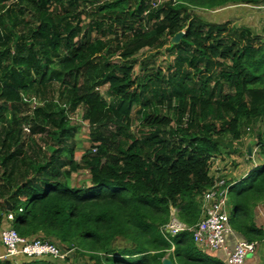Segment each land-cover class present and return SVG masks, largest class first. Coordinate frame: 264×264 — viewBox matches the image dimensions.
<instances>
[{"label": "trees", "instance_id": "obj_1", "mask_svg": "<svg viewBox=\"0 0 264 264\" xmlns=\"http://www.w3.org/2000/svg\"><path fill=\"white\" fill-rule=\"evenodd\" d=\"M232 6L264 0H0V238L11 227L88 264H225L166 226L173 210L188 227L201 221L211 160L231 154L221 142L264 121V27L198 13ZM144 49L173 60L163 70L140 61ZM79 109L90 184L71 187ZM256 137L264 160L261 129ZM229 198L233 229L264 245V163ZM6 254L0 264H65Z\"/></svg>", "mask_w": 264, "mask_h": 264}, {"label": "built area", "instance_id": "obj_2", "mask_svg": "<svg viewBox=\"0 0 264 264\" xmlns=\"http://www.w3.org/2000/svg\"><path fill=\"white\" fill-rule=\"evenodd\" d=\"M211 160V172L213 170ZM224 167L216 168L210 174L213 183L203 194L202 219L193 227L181 223L172 211L171 222L166 226V231L176 235L181 231L193 234L196 244L209 253H222L225 264H244L248 256L256 253L259 244L249 242L231 226L229 206V190L232 186L230 178L226 176ZM13 219V215L8 217ZM230 239L234 240V247L230 248ZM1 241L7 249L5 257L25 255L30 258L50 257L54 260L65 259L68 252H64L54 243L44 242L41 239L29 240L9 227L1 232ZM64 260V261H65Z\"/></svg>", "mask_w": 264, "mask_h": 264}, {"label": "rangeland", "instance_id": "obj_3", "mask_svg": "<svg viewBox=\"0 0 264 264\" xmlns=\"http://www.w3.org/2000/svg\"><path fill=\"white\" fill-rule=\"evenodd\" d=\"M165 1L167 0H162V2ZM198 13L201 14L207 21L220 23L224 21H231L235 27L248 26L256 32H261L264 27V7L232 6L214 11L198 10ZM137 57L140 59V61H147L148 63L152 58H155L157 60L158 66H160L163 70H166L168 68L169 63L173 60V55L166 53L165 50H162L160 53L156 54V51H152L151 49H144L137 55ZM142 67L143 64L138 65L136 67V71L139 72ZM101 91L103 96H105L109 100L107 87L102 88ZM83 115V109H79L73 116L74 123H79L82 125L81 129L76 135V138L74 139L76 143L77 152L75 161L80 164L82 168L72 175V178L70 179L71 183L69 182V186L71 187L75 185L87 186L90 184V174L82 163V155L90 148V139L88 137V121H85L83 119ZM135 116L136 115H134V117ZM138 124L139 121L136 120L133 124V128L136 129ZM258 129H261V133L264 135V121H258L254 128H252V130L250 131L251 135H245L241 142L234 144L235 147L238 149V153L236 155H234L233 153L230 154L232 156L226 154H223L222 156H215L218 158L220 157V160L224 162V169L227 177H231L235 180L239 179L248 171L252 170V168L264 163V160H261L260 158V147L258 146V139L256 137V130ZM227 138L228 137L226 136L223 140H227ZM249 144L252 145V151L255 152L253 153L251 160H248L250 158L248 156ZM66 259H68L69 262H66L65 259V261L63 259L58 261L64 262L65 264H88L89 262V258L82 257L80 255L75 254L74 252L68 253ZM18 262L15 263L19 264Z\"/></svg>", "mask_w": 264, "mask_h": 264}, {"label": "crops", "instance_id": "obj_4", "mask_svg": "<svg viewBox=\"0 0 264 264\" xmlns=\"http://www.w3.org/2000/svg\"><path fill=\"white\" fill-rule=\"evenodd\" d=\"M235 149H236V147H235ZM253 153H255V152H253ZM222 155L223 154H221V155L217 154L215 156H222ZM226 155H229V154H226ZM229 156H232V155H229ZM248 160H251V157ZM212 163H213L212 164L213 165V170H212V172L210 174H213L214 170L216 168L224 167V162L220 160V157L219 158L218 157H213L212 158ZM250 171H248L246 174H244L243 176H241L239 179H236V180L230 177L231 184L233 185L235 182L243 179ZM255 221H256V224L259 227L264 228V203H261L256 208ZM0 240H1V238H0ZM229 246H230V248L234 247V240L233 239L232 240L230 239ZM5 254H6V250L1 245V241H0V257L4 256ZM211 254H213L214 256L218 257L221 260L224 258V255L222 253H211ZM244 264H264V245L259 246L255 254L251 255L250 257L248 256V258L246 259Z\"/></svg>", "mask_w": 264, "mask_h": 264}, {"label": "water", "instance_id": "obj_5", "mask_svg": "<svg viewBox=\"0 0 264 264\" xmlns=\"http://www.w3.org/2000/svg\"><path fill=\"white\" fill-rule=\"evenodd\" d=\"M185 33L182 31L180 33H178L173 39H172V44H179L183 37H184ZM221 145L227 149L231 154H233L235 152V145L234 143H231V142H221ZM248 155L250 157H252L253 155V152H252V145L249 144L248 146ZM8 206H9V210L11 211V204L8 203ZM162 264H174L173 260L169 257V256H166L163 260H162Z\"/></svg>", "mask_w": 264, "mask_h": 264}]
</instances>
